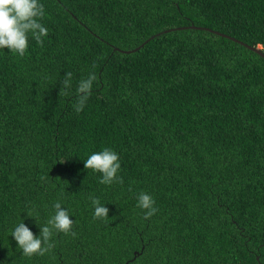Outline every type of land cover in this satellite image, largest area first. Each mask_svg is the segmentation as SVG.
I'll return each instance as SVG.
<instances>
[{
  "label": "trees",
  "instance_id": "trees-1",
  "mask_svg": "<svg viewBox=\"0 0 264 264\" xmlns=\"http://www.w3.org/2000/svg\"><path fill=\"white\" fill-rule=\"evenodd\" d=\"M40 3L43 47L0 49V264H264V56L230 38L264 54V0ZM105 147L122 184L84 168ZM57 201L77 235L23 256L11 231L39 236Z\"/></svg>",
  "mask_w": 264,
  "mask_h": 264
},
{
  "label": "clouds",
  "instance_id": "clouds-1",
  "mask_svg": "<svg viewBox=\"0 0 264 264\" xmlns=\"http://www.w3.org/2000/svg\"><path fill=\"white\" fill-rule=\"evenodd\" d=\"M45 17V8L40 0H0V49L7 48L13 55L24 57L28 51L29 34L37 45L43 47V38L48 36V29L41 23ZM72 72H67L62 79L60 95L70 97L69 89L72 85ZM97 81L95 73H89L82 78L75 90V101L72 104L76 113L83 111L89 100L93 83ZM84 168L99 173V183L112 185L123 183V178L117 173L121 168L120 157L111 148L105 147L101 151L93 152L84 162ZM91 204L94 207L93 220L100 219L107 222L109 209L101 203L100 199L90 196ZM153 197L141 191L137 196V207L144 211V218H151L158 208L154 207ZM54 214L50 215L47 221L40 226L39 236L22 221L11 231V235L17 243L18 248L25 257L44 256L55 248L53 237L59 234L72 235L74 221L70 219L68 209L62 207L60 201L53 204ZM32 216L31 212H27Z\"/></svg>",
  "mask_w": 264,
  "mask_h": 264
},
{
  "label": "water",
  "instance_id": "water-1",
  "mask_svg": "<svg viewBox=\"0 0 264 264\" xmlns=\"http://www.w3.org/2000/svg\"><path fill=\"white\" fill-rule=\"evenodd\" d=\"M215 32H216V33H219V32H217V31H215ZM219 34H220V33H219ZM221 35L226 36V37H229L228 35H225V34H221ZM230 38L233 39V40H235V41H237V42H239V43H241V44H243V45H245L246 47L252 49L253 51H255V52H257V53L262 54V55L264 56V54H263L258 48L253 47V46H250V45H247L246 43H244V42H242V41H239L238 39H235V38H233V37H230Z\"/></svg>",
  "mask_w": 264,
  "mask_h": 264
}]
</instances>
